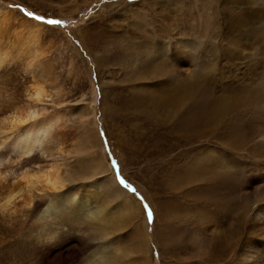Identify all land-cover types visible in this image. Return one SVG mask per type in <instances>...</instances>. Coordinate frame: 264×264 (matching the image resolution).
Wrapping results in <instances>:
<instances>
[{"label":"rangeland","instance_id":"374dc122","mask_svg":"<svg viewBox=\"0 0 264 264\" xmlns=\"http://www.w3.org/2000/svg\"><path fill=\"white\" fill-rule=\"evenodd\" d=\"M0 6V190L60 164L66 193L114 218L108 241L73 202L40 228L58 193L34 189L29 206L22 189L0 209V264H101L105 247L113 264H264V0ZM44 118L50 133L17 158L10 143Z\"/></svg>","mask_w":264,"mask_h":264},{"label":"bare ground","instance_id":"6f19581e","mask_svg":"<svg viewBox=\"0 0 264 264\" xmlns=\"http://www.w3.org/2000/svg\"><path fill=\"white\" fill-rule=\"evenodd\" d=\"M2 11L5 14H9V11L7 8L0 6V12H2ZM135 48H137V46H135ZM28 90H29V95L28 94L27 95L29 97L33 98L32 101H34V100L39 101L40 98L43 97V95H45V90L43 88V85L41 83H38V82L32 83L29 86ZM31 105H33V103H31ZM18 113H19V111H18ZM20 114L21 113L14 115V119L12 117L9 119V121L13 123L12 124L13 127L16 124H18V122L26 121V120L28 121V119L33 114H35V111H34V109H31V107H29V109L26 110V113L24 116H23V114L22 115H20ZM51 120H52V118H51ZM1 123H2V121H1ZM1 123H0V125H1ZM49 125H50V120L47 121L45 119L39 123H35L33 121L28 126H26V128L24 129L22 134H20V135L18 134L19 136L17 135L15 140H13L10 143V146L8 147L9 150L14 151V155L16 154L17 158L22 159V158L28 157V155H30L31 152H33L32 149L36 146V143L37 142L39 143V139L41 140L42 135L43 134L46 135V133H48L50 131L49 130L47 132ZM6 126L9 127V125H6ZM1 144H3V141L2 142L0 141V145ZM46 148L48 149V147L45 145V147L43 148L45 152L47 151ZM0 161H3L2 158L0 159ZM63 173L60 169V164H54V165H51L50 167H48L46 169L39 170L38 172H37V170L33 171V172L31 171V174L28 173L27 175H24V177H25L24 182L25 183L22 186H20V184L18 182L17 183H11L10 185L9 184L1 185L0 209L4 211V209H6L7 206L10 204L12 198H14L16 195H18V193H20V191L24 190V192H29L27 195V201L24 202L25 205H29L32 202L33 198L35 197L34 195H32L31 191H34V189H35V190H40V191L46 193V190H51L54 193H58V196L55 198V200H52V199L49 200V202L46 204V206L43 209L41 208L42 211L39 214L38 219H37L40 228H43L48 222V221L47 222L42 221L43 216L51 215V214L56 215L57 213H58V215H61L63 213H67V205L69 203L73 202L74 203V211L76 212L78 219H81L83 222L94 223L97 226V228H101V230L99 232L101 233L102 236L97 237V239L103 240L105 238V241H108V238H107V237H109L108 236L109 235L108 234V232H109L108 227H109V225H111L113 223V219H114L110 214L111 210L108 211L107 210L108 207H107L106 203L101 201V199H99L97 196H95L94 193H92V194H80L79 196H77V198H75L76 197L75 194L66 193V192H69L70 190H68V189L65 190V188H64L66 186V183H65L66 182L65 181L66 180V177H65L66 174H63ZM73 203H71V204L73 205ZM71 204H69V205H71ZM245 212H246V210H245ZM243 214H245V213L243 212ZM54 233L55 232H53L51 235H49L48 238L52 239V235L55 236ZM48 238H47V240H48ZM106 251H107L106 247L101 248L99 250V254L98 253L95 254V259L97 261H103L101 264H103V263L104 264H111V263L113 264L116 261V258L114 256H112V254L118 255L119 253L114 251V250H110L108 253H106ZM58 254H59V252H58ZM60 256H62V255H60ZM63 256L61 258L60 264H63L64 261L67 260V258H63ZM54 258L56 259V257H54Z\"/></svg>","mask_w":264,"mask_h":264},{"label":"snow or ice","instance_id":"6c2138e0","mask_svg":"<svg viewBox=\"0 0 264 264\" xmlns=\"http://www.w3.org/2000/svg\"><path fill=\"white\" fill-rule=\"evenodd\" d=\"M29 16H32L33 14L32 13H28ZM37 20H42L43 17H36ZM48 24H59L60 21H57V20H48L47 21ZM101 135H104L103 133H101ZM113 164H115V161H113ZM121 183H123V181H121ZM134 191V189H133ZM145 209H147V215H148V219H149V223L152 222V212L150 209H148V206L145 204L144 205Z\"/></svg>","mask_w":264,"mask_h":264}]
</instances>
